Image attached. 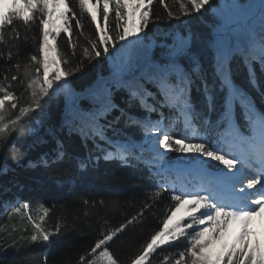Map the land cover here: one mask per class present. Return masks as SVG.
<instances>
[{"label":"snow or ice","instance_id":"1","mask_svg":"<svg viewBox=\"0 0 264 264\" xmlns=\"http://www.w3.org/2000/svg\"><path fill=\"white\" fill-rule=\"evenodd\" d=\"M158 2L166 15L154 12V0H0V149L17 129L33 134L20 156L42 143L34 131L36 124L45 115V106L64 92L71 104L64 127L78 133L85 145L91 141L100 153L95 159L122 167L143 165L158 189L153 200L162 192L170 193L171 204L161 226L144 241L130 264H152L160 256L159 264H264V231L253 228L257 218L264 228V111L252 95L256 92L264 99L257 74L259 66L264 75V0L259 6V30L244 32L233 28L234 15L224 12L238 5L172 0V6L178 5L173 11L165 0ZM210 10L220 18L212 40L211 70L205 67L195 33L187 25L159 46V57L149 54L145 40L150 24L205 15ZM85 18L94 25L92 36L85 35ZM33 29L38 36H29ZM61 33L67 49L59 43ZM30 44L34 50L28 52L25 46ZM78 47L81 58L73 64ZM101 57L113 62L111 79L99 78L89 89L91 106L76 108L72 78L84 72L85 61ZM237 57L247 70V87L234 79ZM22 61L32 69L26 73V86L18 75L8 74L13 68L19 71ZM17 87L23 88L19 95ZM117 92L123 93V106L115 101ZM26 94L30 102L22 103ZM134 108L143 115L134 114ZM135 130L140 138L133 135ZM11 147L16 148L15 142ZM172 153L176 156L170 157ZM66 158L64 145L57 140L56 148L42 156L41 163L50 167ZM92 159L90 150L87 161L63 168L56 182L77 181ZM28 166L38 165L28 161ZM8 171L5 166L0 175ZM188 177L195 179V190H189L191 181L185 183ZM6 204L34 229L30 236L20 237L29 245L48 247L54 236L71 227L57 224L50 231L44 226L47 208L34 216L29 202ZM152 206L145 202L140 211L115 227L105 219L99 238L89 252L80 255L79 264H121L110 250L111 243L129 226L143 223ZM181 245L183 250L175 255L170 251Z\"/></svg>","mask_w":264,"mask_h":264},{"label":"trees","instance_id":"2","mask_svg":"<svg viewBox=\"0 0 264 264\" xmlns=\"http://www.w3.org/2000/svg\"><path fill=\"white\" fill-rule=\"evenodd\" d=\"M94 2V0H93ZM217 6L238 5V9L224 8V12L234 15L235 22L231 24L238 32H244L251 28L259 30L260 13L259 6L262 0H214ZM165 3L172 6V0H165ZM177 6H172L176 11ZM154 12L157 15H166L163 7L158 0H154ZM258 13V14H257ZM114 18L111 14L110 20ZM191 24L189 25V20ZM183 21V23H181ZM84 32L86 36L94 34V25L89 18L84 20ZM220 23V18L214 11L210 10L205 15L196 14L195 16L181 17V20H171L164 23L150 24L151 31L145 40L149 54L159 57V46L166 40L171 39L170 34L178 31L186 25L195 33L196 48L203 54V63L208 70L214 62V49L212 40L215 37L216 29ZM23 34V33H22ZM39 35L37 29H33L29 36ZM61 33L59 43L61 48L67 49V44ZM83 37H80L81 45ZM239 43V41H236ZM26 50H34V44L26 45ZM81 58V48H77L76 56L72 57L73 64L79 62ZM15 63V61H12ZM112 60L101 57L98 60L88 63L85 61L83 73H79L72 78V89L76 93V108L90 107L92 104L89 98V89L92 88L99 78L111 79L113 67ZM27 62L22 61L19 71L12 69L9 75L16 74L27 83L26 73L32 69L26 67ZM2 66V62H0ZM63 68L64 66L61 65ZM234 79L237 84L247 87V70L243 66L241 59L237 57L233 61ZM261 85L264 87V75L259 71ZM2 78V77H0ZM23 91L22 87H17V95ZM255 97L257 107L264 111V99L252 92ZM123 93L115 94V101L122 105ZM198 101L199 97H195ZM30 102V97L25 96L22 103ZM123 106V105H122ZM199 107V103L197 104ZM71 108L67 96L64 92L58 93L45 106V115L38 120L36 129L42 137V143L27 151V154L20 156L28 144L32 142L33 134L25 133L17 129L9 138L8 144L0 149V169L5 166L9 171L7 175H0V264H79V257L90 251L103 225L107 219L110 227H115L130 218L141 210L145 202L151 203V210L145 213L143 223L129 226V229L121 234L119 239H114L111 243V251L120 259L121 264H130V260L139 250L140 246L150 236V234L161 226V221L167 211L170 201V193L162 192L161 196L153 200L157 187L154 178L143 166L122 167L118 162H106L102 158L97 160L95 156L100 155L94 149L91 141L87 144L82 141L78 133H69L64 127V118ZM136 115L142 116L139 108L132 109ZM13 116L16 112H13ZM153 119L155 114H153ZM215 119V117H213ZM238 122L243 125L244 121L238 118ZM133 135L140 138L139 130H135ZM57 140L62 141L67 153V158L63 163L45 167L41 163V157L50 154L56 148ZM15 142L16 148H12ZM23 145V146H22ZM90 150H92V163L87 169L83 170L82 176L77 181L69 183H57L60 171L66 167H77L80 161H87ZM17 153L14 158L13 153ZM176 154H170L175 157ZM28 161L35 162L38 166H28ZM94 165V166H93ZM39 203L49 210V215L45 217L44 226L50 231H55V226H71L59 236L52 238L50 246L44 247L33 244L20 251H7V245L3 243V236L7 232L6 222L10 213L6 204L8 201ZM89 204H84V201ZM104 203L101 204L100 202ZM25 225L32 227L26 218L23 219ZM28 223V224H26ZM75 229V230H73ZM24 230V229H23ZM180 244V242H177ZM187 242L185 241L184 244ZM183 250V246L170 249L178 253ZM162 258L156 257L152 264H159Z\"/></svg>","mask_w":264,"mask_h":264},{"label":"rangeland","instance_id":"3","mask_svg":"<svg viewBox=\"0 0 264 264\" xmlns=\"http://www.w3.org/2000/svg\"><path fill=\"white\" fill-rule=\"evenodd\" d=\"M189 181H191V183H188ZM185 183H188V187L189 190H195L192 187V184L195 183V179L193 177H188L187 180L185 181ZM31 207L29 209V212L34 215V216H38L40 214H42L43 205H40L39 203H30ZM42 206V207H41ZM23 219L20 215L17 214H13L9 213L7 222H6V226H7V232L6 234L3 236V243L5 245H7V249H4V252L7 251H20L23 250L25 247H29L31 245L27 244L26 241H22L20 240L21 235L28 237L32 234V232L34 231V229L27 225H25V223H23ZM28 224V223H26ZM256 226H259L260 229H262L264 231V228H262L261 226V221L259 220V218H257V220L254 222L253 224V228L256 232L259 233L258 228H256ZM24 229V230H23ZM25 229H27L25 231ZM15 242L16 243V247H10V245ZM21 245H23V247H21ZM37 245H41L40 243H37Z\"/></svg>","mask_w":264,"mask_h":264}]
</instances>
